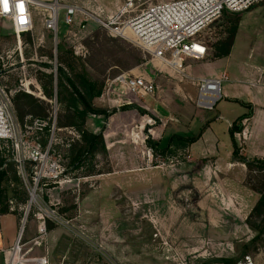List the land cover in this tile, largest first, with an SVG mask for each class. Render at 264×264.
Masks as SVG:
<instances>
[{"label": "rangeland", "instance_id": "rangeland-1", "mask_svg": "<svg viewBox=\"0 0 264 264\" xmlns=\"http://www.w3.org/2000/svg\"><path fill=\"white\" fill-rule=\"evenodd\" d=\"M53 1L37 0L40 4L32 8L30 32L17 35L11 21L0 17L1 80L11 91L16 138L43 148L52 139L50 152L64 170L58 180L39 185L37 202L28 210L33 184L28 187L22 181L17 163L11 161L20 184L13 179L8 183V200L0 205V210L8 205L6 213L0 211V264L7 263L18 241L23 264H37L32 260L45 256L50 264H201L221 257H239L240 261L246 255L255 264H264V235L257 237L259 232L251 226L257 219L250 215L259 197L264 196V172L240 164L222 168L213 156L220 154L227 159L232 143L226 119L234 120L245 109L224 97L213 109L199 108L195 103L196 78L201 76L198 66L213 59V48L206 58L187 57L182 67L173 68L98 22L89 21L81 28L78 16L73 25H67L64 11L56 38L43 24L49 12L45 5ZM59 2L108 18L126 0ZM240 14L232 57L215 59V66L224 68L230 58L232 65L250 62L252 47L264 44V1ZM224 24H228L227 19L221 17L207 28L202 34L204 42L213 45L225 38ZM70 50L91 78L103 84L93 105L115 110L106 119L95 114L87 117V129L103 131L106 153L84 158L79 167L71 158L81 140L80 131L65 125L68 118L57 94L55 72L58 65L68 70L61 57H68ZM124 72L152 80L154 95L118 87L109 90V80ZM237 86L232 79L223 81L222 95L228 87ZM20 92L36 98L45 108V117L27 113L21 119L15 105ZM108 96L115 101L110 102ZM54 114L52 135L50 119ZM203 128L190 150L164 153L171 135L194 136ZM15 143L16 139L1 140V156L9 159ZM22 152H26L25 147ZM204 155L210 156L201 157ZM30 165L26 162L28 168ZM41 212L44 219L37 217ZM43 222L42 232L39 226Z\"/></svg>", "mask_w": 264, "mask_h": 264}, {"label": "built area", "instance_id": "built-area-1", "mask_svg": "<svg viewBox=\"0 0 264 264\" xmlns=\"http://www.w3.org/2000/svg\"><path fill=\"white\" fill-rule=\"evenodd\" d=\"M262 0H167L154 2L153 0H126L125 4L115 15L104 18L101 14L93 15L76 4H62L54 0L45 5L49 12L43 20L44 27L58 34L61 11H64V22L73 25L78 16L79 25L85 28L89 21H95L108 28L112 34L132 39L154 60L173 68L182 67L187 57L202 60L209 55V47L204 42L202 34L223 13H242L260 3ZM37 0H0V17L11 21V27L17 35L30 32L33 29L32 8L39 5ZM43 5V4H42ZM120 11V12H119ZM127 19H122L125 14ZM108 19V20H107ZM77 53V52H76ZM57 71V66L55 72ZM0 71V141L16 139L14 150L9 160L17 163L18 174L22 181L30 188V202H37V188L41 183L54 182L61 177L63 168L53 155L52 139L43 148L40 144L29 142L23 138L18 140L17 126L14 120L11 91L1 80ZM228 78L226 73L221 76H198L196 106L203 109H213L223 97L221 87ZM109 90L118 87L136 94L153 96L156 86L152 80L143 76H134L128 72L119 74L108 82ZM105 96V94L103 95ZM110 102L115 99L107 97ZM54 134L56 115H53ZM49 124V123H47ZM248 131L243 128L236 133L238 140L243 143L248 138ZM25 147L26 152H22ZM26 162L31 165L28 168ZM27 210V212H28ZM27 214V213H26ZM44 219L43 213L37 214ZM45 223H41L39 231L45 230ZM20 242L11 249L6 264H23L19 260ZM37 264H50L47 256L32 260ZM59 264H71L62 261ZM238 264H255L251 256L246 255Z\"/></svg>", "mask_w": 264, "mask_h": 264}, {"label": "trees", "instance_id": "trees-1", "mask_svg": "<svg viewBox=\"0 0 264 264\" xmlns=\"http://www.w3.org/2000/svg\"><path fill=\"white\" fill-rule=\"evenodd\" d=\"M226 15V13H223L221 17H225L227 19L228 24H224L223 29L225 30L222 33L227 34V36L225 38H219L216 42H214L213 45H210L209 42H206L208 47L213 48L214 50L213 58H220L229 55L236 37L241 14H232L234 17H228ZM69 52L70 53L68 57H61V63L64 62V64L68 67V70H66L62 65L57 66V94L64 105V111L68 118V122L65 123V125L75 126L80 131L81 140H79L76 144L78 148H76L77 146L75 145L76 152H72L71 158V163L79 167L84 158L89 156L93 158L101 152L106 153L103 131L94 133L87 129L85 127L87 117L90 114H95L103 115L106 119L115 110L108 111L93 105V99L101 94L103 84L91 78L89 73H87V69L82 68L84 66L78 63L79 59L73 55L72 50ZM49 77V82H51L52 77ZM47 93L48 96H50V91H47ZM241 104L246 106L248 111L239 116L232 123L229 129V135L233 145L230 161L243 163L249 170H259L264 172V158L249 157L241 153V144H239L236 138V133L243 130L244 121L252 116V105L245 102H241ZM15 105L21 119L24 118L27 113L33 114L34 116L37 115L45 117V108L29 93H18L15 98ZM205 128H203L198 135L194 136H184L179 134L171 135L168 139L167 145L163 149L164 153L173 154L175 153L173 151L176 149H186L190 147L201 137ZM11 161L12 160L1 156L0 153V205L4 204L5 201L8 200V183L13 179L14 181H17L16 184H20V181L16 175L14 163ZM10 173H12V175ZM7 206L8 205L6 204V206L0 210L1 213H6L8 211ZM250 215L251 217H255L257 219V222H254V224H251V226L259 232L257 236L259 238L264 235L263 195L259 197ZM211 262L219 264H238L239 257L214 258L201 264H209Z\"/></svg>", "mask_w": 264, "mask_h": 264}, {"label": "crops", "instance_id": "crops-1", "mask_svg": "<svg viewBox=\"0 0 264 264\" xmlns=\"http://www.w3.org/2000/svg\"><path fill=\"white\" fill-rule=\"evenodd\" d=\"M234 43L232 47L234 46ZM232 47H231V51H232ZM252 48L253 49L251 50V52H253V55L250 54L251 55L250 62L247 61L236 62V63L234 62V65H232V60L230 58V62H227L224 68H220L218 66H215L213 62L216 61L215 59L217 58H213L208 62L206 61L205 63L204 62L201 63L198 66L199 67L198 75L201 74V76H221L223 73H226V75L228 76V78L226 79L227 81L232 79L233 82L237 83L238 88L230 89L228 87L227 88L228 91L225 92L223 97L229 99L232 102L239 103L240 105H242L241 102L250 103L252 105V116L246 119L243 123L244 124L243 128L247 129L249 135L248 138L242 143L243 145H241V153L249 157L264 158V44L256 45V46L254 45ZM231 51L229 53L230 56H231ZM241 96H247V97H244L245 99H243ZM242 106L244 107L245 110L239 116L243 115L248 111V108L246 106L244 105ZM238 117H236L232 121L226 119V122L229 125V129L232 123ZM190 147H188L189 150ZM232 151H233V145L230 154H228L227 159L225 160L220 157L221 156L220 154L218 156L213 155L216 156L215 159L216 162H218V165L221 166L222 168L226 164L228 165L240 164L242 167H246L245 164L243 163L230 161V156ZM210 155H204L201 157H209ZM30 231L33 232V229H31Z\"/></svg>", "mask_w": 264, "mask_h": 264}, {"label": "bare ground", "instance_id": "bare-ground-1", "mask_svg": "<svg viewBox=\"0 0 264 264\" xmlns=\"http://www.w3.org/2000/svg\"><path fill=\"white\" fill-rule=\"evenodd\" d=\"M23 263H25V262H23Z\"/></svg>", "mask_w": 264, "mask_h": 264}]
</instances>
